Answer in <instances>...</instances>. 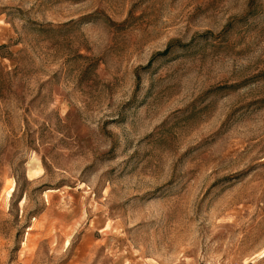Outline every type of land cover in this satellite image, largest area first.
Returning a JSON list of instances; mask_svg holds the SVG:
<instances>
[{
	"label": "rangeland",
	"instance_id": "obj_1",
	"mask_svg": "<svg viewBox=\"0 0 264 264\" xmlns=\"http://www.w3.org/2000/svg\"><path fill=\"white\" fill-rule=\"evenodd\" d=\"M0 264H264V0H0Z\"/></svg>",
	"mask_w": 264,
	"mask_h": 264
},
{
	"label": "bare ground",
	"instance_id": "obj_2",
	"mask_svg": "<svg viewBox=\"0 0 264 264\" xmlns=\"http://www.w3.org/2000/svg\"><path fill=\"white\" fill-rule=\"evenodd\" d=\"M11 190H12V187L9 188L8 194L10 193Z\"/></svg>",
	"mask_w": 264,
	"mask_h": 264
}]
</instances>
